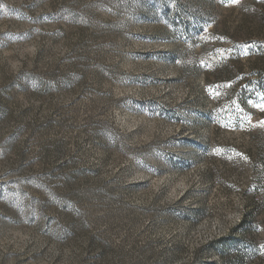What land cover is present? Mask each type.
<instances>
[{
    "label": "rangeland",
    "instance_id": "1",
    "mask_svg": "<svg viewBox=\"0 0 264 264\" xmlns=\"http://www.w3.org/2000/svg\"><path fill=\"white\" fill-rule=\"evenodd\" d=\"M264 0H0V264H264Z\"/></svg>",
    "mask_w": 264,
    "mask_h": 264
},
{
    "label": "trees",
    "instance_id": "2",
    "mask_svg": "<svg viewBox=\"0 0 264 264\" xmlns=\"http://www.w3.org/2000/svg\"><path fill=\"white\" fill-rule=\"evenodd\" d=\"M255 49L257 51H259L260 54L264 55V46H262V45L255 46ZM261 60H262L261 61L262 62V67H261L260 71L258 72V75H260V77L264 78V57L261 58Z\"/></svg>",
    "mask_w": 264,
    "mask_h": 264
}]
</instances>
